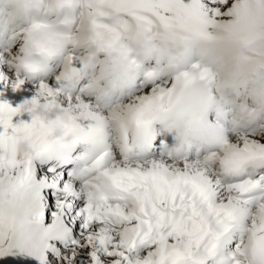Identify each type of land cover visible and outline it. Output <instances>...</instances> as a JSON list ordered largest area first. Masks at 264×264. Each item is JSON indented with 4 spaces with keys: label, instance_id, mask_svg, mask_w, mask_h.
I'll list each match as a JSON object with an SVG mask.
<instances>
[{
    "label": "snow or ice",
    "instance_id": "obj_1",
    "mask_svg": "<svg viewBox=\"0 0 264 264\" xmlns=\"http://www.w3.org/2000/svg\"><path fill=\"white\" fill-rule=\"evenodd\" d=\"M4 4L0 264H264V0Z\"/></svg>",
    "mask_w": 264,
    "mask_h": 264
},
{
    "label": "bare ground",
    "instance_id": "obj_2",
    "mask_svg": "<svg viewBox=\"0 0 264 264\" xmlns=\"http://www.w3.org/2000/svg\"><path fill=\"white\" fill-rule=\"evenodd\" d=\"M21 111H23L25 113H31L33 115H36V116L42 117V118H48L49 116H58L62 113V110L60 109L58 104H57L55 110L53 111V110L45 109L43 107L38 108L34 104L27 103V104L22 106Z\"/></svg>",
    "mask_w": 264,
    "mask_h": 264
}]
</instances>
